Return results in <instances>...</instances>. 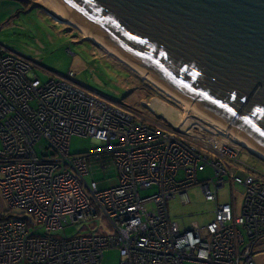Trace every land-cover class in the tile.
<instances>
[{
    "label": "built area",
    "instance_id": "1",
    "mask_svg": "<svg viewBox=\"0 0 264 264\" xmlns=\"http://www.w3.org/2000/svg\"><path fill=\"white\" fill-rule=\"evenodd\" d=\"M34 70L0 45V194L11 211L0 219V264H103L108 250L121 264H264V179L227 163H240L242 147L198 117L185 115V130L142 123L78 86L73 73L42 83ZM74 136L101 147L73 155ZM90 164L113 165L118 184L87 183ZM207 168L213 177L199 182ZM228 181L245 188L240 215L217 204L206 227L171 221L170 202L189 204L190 187L218 203ZM102 219L111 232L95 228ZM87 223L86 234L59 235Z\"/></svg>",
    "mask_w": 264,
    "mask_h": 264
},
{
    "label": "water",
    "instance_id": "2",
    "mask_svg": "<svg viewBox=\"0 0 264 264\" xmlns=\"http://www.w3.org/2000/svg\"><path fill=\"white\" fill-rule=\"evenodd\" d=\"M34 1L69 12L197 116L264 153V0Z\"/></svg>",
    "mask_w": 264,
    "mask_h": 264
},
{
    "label": "rangeland",
    "instance_id": "3",
    "mask_svg": "<svg viewBox=\"0 0 264 264\" xmlns=\"http://www.w3.org/2000/svg\"><path fill=\"white\" fill-rule=\"evenodd\" d=\"M35 3L37 2L34 0H24L23 7L14 18L8 17L6 20L0 18V44L9 52L33 62L34 74L42 83H47L54 77H67L73 73V81L78 86L102 100L123 107L134 114L139 122L153 123L164 129L175 128L164 113L153 111L147 106V103L156 98L163 100L185 118L182 105L158 91L102 47L95 46L80 30L54 20L46 12L32 5ZM194 115L195 113H191L190 117L197 118ZM203 121L206 126L214 127L209 121ZM221 134L226 135L225 138H228L234 147L240 146L227 132L223 131ZM100 147L101 145L92 138L74 136L71 140L73 155L90 153ZM239 161L240 163L228 159L227 163L233 170H240L239 172L246 167L253 168L257 177L264 179L262 160L248 150L242 149ZM213 175V169L207 168L198 174V180L205 182ZM93 181L99 184L100 190L115 186L118 184L115 167L111 165L103 169L100 165L90 164V174L86 177V182L90 184ZM155 193L156 190L153 189L143 192L142 196H152ZM244 194L245 188L242 185L236 184L233 187L231 181H228L218 192V203L208 202L201 186H192L188 189L189 204H183L180 197L170 202V219L179 223L182 229L184 224L189 227L193 223L206 227L215 219L217 204H234L240 215ZM1 197V213L5 216L11 214L7 203ZM91 226L89 223L70 225L61 230L59 235L66 238L86 234L91 231ZM98 227H104L107 233L111 232L103 219L97 221L95 228ZM104 257L103 264H121L122 261L118 250H108Z\"/></svg>",
    "mask_w": 264,
    "mask_h": 264
},
{
    "label": "bare ground",
    "instance_id": "4",
    "mask_svg": "<svg viewBox=\"0 0 264 264\" xmlns=\"http://www.w3.org/2000/svg\"><path fill=\"white\" fill-rule=\"evenodd\" d=\"M37 3L41 7H43L48 13H50L56 20H58L61 23H66V24H68V25H70V26H72V27L80 30L86 36V38L94 41L100 47H102L105 51H107L110 55L114 56L116 59H118L120 62H122L127 67H130L133 71H135L136 73H138L144 80H146L148 83H150L151 85H153L158 91L164 93L166 96L172 98L174 101H176L180 105H182V107L185 110V114L187 116H190L191 113H195V109L194 110L191 109L194 104H192L189 107L187 104H185L184 102H182L180 100H177L175 97H173L167 91H165L164 89L160 88L158 85H156L155 83H153L152 81H150L148 78H146L148 76V74H146L145 76L143 74H141L132 65H130L126 60H124L116 52H114L110 47H108L106 44H104L103 42H101L97 38H95L91 33H89L85 28H83L79 23L71 20V18H69V14H70L69 12L52 8V7L48 6V5L43 4V3H40V2H37ZM147 106L149 108H151V110H153V111H160V112L164 113L166 119L169 120V121H171V123L173 125H175V127H177L180 130H185V127L187 126V124L189 122H191V118L190 117H187L186 119H184L183 118L184 116L182 114H180V112H178L177 110H175L170 105L166 104L161 99H157L156 98L153 101L147 103ZM196 117H198V116L196 115ZM198 118L199 119H202V120H205V121L207 120V122L209 121V123H211L212 125H214V127H212L211 130H213L215 133L217 132L216 134H218V131H220V133H223V131H225L230 136H232L235 139V141L238 144H240V146L247 147L252 152H254V153L258 154L259 156H261L262 158H264V153L260 152L258 149L252 147L251 145L247 144L246 142H244L243 140H241L240 138H238L237 136H235L232 132H230L223 125H221L219 123H216V121H214L212 119L205 118L204 116H202V117L199 116ZM146 124H153V123H146ZM197 124H200V123L193 122L192 123V126L195 127V126H197ZM204 128L206 129V127H204ZM186 131L189 132V133L191 132V130H186ZM213 131H212V133H213Z\"/></svg>",
    "mask_w": 264,
    "mask_h": 264
},
{
    "label": "crops",
    "instance_id": "5",
    "mask_svg": "<svg viewBox=\"0 0 264 264\" xmlns=\"http://www.w3.org/2000/svg\"><path fill=\"white\" fill-rule=\"evenodd\" d=\"M22 4L23 3L21 2V0H0V18H2L3 20H6V18L8 17L9 19L14 18L19 10L23 7ZM2 215L3 213H1L0 209V216Z\"/></svg>",
    "mask_w": 264,
    "mask_h": 264
},
{
    "label": "trees",
    "instance_id": "6",
    "mask_svg": "<svg viewBox=\"0 0 264 264\" xmlns=\"http://www.w3.org/2000/svg\"><path fill=\"white\" fill-rule=\"evenodd\" d=\"M21 2L23 3L24 2V0H21ZM18 14V13H17ZM1 45V44H0ZM2 46V45H1ZM3 47V46H2ZM4 48V47H3ZM5 49V48H4ZM6 50V49H5ZM239 171V170H238ZM2 218H5L4 217V215H2V216H0V219H2ZM86 230H88V229H86ZM84 234V233H83Z\"/></svg>",
    "mask_w": 264,
    "mask_h": 264
}]
</instances>
